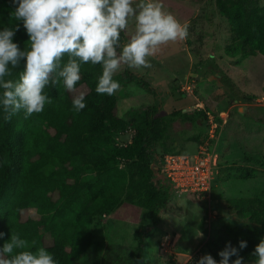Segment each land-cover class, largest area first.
Listing matches in <instances>:
<instances>
[{
    "label": "trees",
    "instance_id": "obj_1",
    "mask_svg": "<svg viewBox=\"0 0 264 264\" xmlns=\"http://www.w3.org/2000/svg\"><path fill=\"white\" fill-rule=\"evenodd\" d=\"M215 3L230 26L232 39L225 46L226 55L236 61L255 55L264 57V5L249 0ZM14 11L13 0H0V30L19 24L14 42L27 50L29 38L22 22L11 15ZM126 41L122 32L121 43ZM22 70L23 64L13 70L11 78H18ZM80 75L75 92L65 89L62 82L56 86L49 84L45 93L52 104H46L41 113L28 119L22 111L6 122L0 108V232L5 233L0 238V247L11 234H19L29 245L35 241L30 250L43 247L58 264H88L91 248L96 245L93 223L99 216L113 213L123 202L145 210L151 225L157 226L162 211L176 207L172 182L161 169L166 154L184 153L176 148L177 141L170 135L173 123L181 119L200 128L185 138L197 146L206 138L208 129L209 107L157 114L159 107L155 105L145 108L140 117H134L132 141L121 145L116 134L124 133L129 123L119 114L116 93L108 96L95 90L102 75L101 65L83 64ZM113 79L120 87L135 83L153 91L151 83L129 69ZM80 92L85 94L86 107L77 112L73 98ZM226 119L221 133L222 151H231L233 147L239 150L234 144L240 145L249 165L240 169L239 177L249 178L257 172L251 166L264 167V155L260 158L254 155L252 145L254 134H260L256 136L257 144L264 145V120L250 117L245 122L235 109L229 111ZM158 171L163 175L161 178L157 177ZM262 190L257 186L252 194L228 198L229 208L251 225L228 224L225 240L208 239L207 247L216 261H220L218 253L226 244L230 242L239 248L240 241L247 242V247L239 251L243 262L258 259L253 253L264 239V195L258 194ZM135 235L138 241L135 246L108 244L102 264H150L149 244L143 231L138 229ZM235 259L233 256L229 262Z\"/></svg>",
    "mask_w": 264,
    "mask_h": 264
},
{
    "label": "rangeland",
    "instance_id": "obj_2",
    "mask_svg": "<svg viewBox=\"0 0 264 264\" xmlns=\"http://www.w3.org/2000/svg\"><path fill=\"white\" fill-rule=\"evenodd\" d=\"M215 1L162 0L166 11L188 25V36L183 41L162 46L155 56L149 58L151 68L130 69L122 65L114 74L129 69L140 73L153 87V91H148L131 83L116 92L119 114L129 123L124 133L116 134L118 143L125 141L127 132H135L134 117H140L145 108L155 105L159 107L157 114H169L182 108L194 111L202 108L203 104L219 119V114L228 117L229 111L235 109L242 114L244 121L247 119L248 122L250 117L264 120V57L255 55L236 61L226 55L225 46L232 39L230 26L219 13ZM249 1L264 5V0ZM133 29L134 25L130 24V31ZM125 37L128 39L127 33ZM198 129L190 121L178 119L174 122L170 135L177 141L176 148L181 152L195 153L197 143L186 142L185 138ZM256 136L260 134L253 136V154L260 158L264 155V145L257 144ZM216 142L218 171L214 173V188L212 186L207 197L185 191L175 192L173 201L176 207L162 211L157 226L151 225L142 208L121 203L113 213L99 216L93 223L96 245L91 248L88 264H102L108 244L137 245L135 231L138 229L143 231L149 244L150 264H194V260L197 264L202 256L210 254L207 247L209 238L226 239L225 227L228 224L250 226L247 219L235 215L227 200L252 194L257 186L264 189V181L258 184L256 178L264 176V167L251 166L256 169V174L242 179L239 177L240 169L248 168L249 163L244 160L241 146L235 143L239 150L232 146L233 150L223 152L221 134ZM158 149L161 151L160 147ZM173 168L178 173L179 165L175 164ZM162 176L158 171L157 177ZM258 194L264 195V190Z\"/></svg>",
    "mask_w": 264,
    "mask_h": 264
},
{
    "label": "clouds",
    "instance_id": "obj_3",
    "mask_svg": "<svg viewBox=\"0 0 264 264\" xmlns=\"http://www.w3.org/2000/svg\"><path fill=\"white\" fill-rule=\"evenodd\" d=\"M13 4L11 15L22 22L29 46L24 50L14 42L19 24L0 30V108L6 122L22 111L28 119L52 104L45 93L49 84L62 82L65 89L75 92L83 64L101 65L102 75L95 90L101 95H114L120 84L113 76L122 65L151 68L149 58L162 46L188 36V25L166 11L162 0H13ZM130 24L134 25L131 31ZM122 32L128 34L123 44ZM21 64L23 70L12 79L13 70ZM84 99L83 92L74 96L75 111L86 107ZM4 236L0 232V238ZM34 245L35 241L29 245L19 234H11L0 247V264H58L45 248L30 250ZM246 247V241H240L239 248L229 242L218 253L219 264H229L233 256L236 259L232 264H243L239 251ZM253 255L258 257L256 264H264V239ZM197 264L217 261L206 254Z\"/></svg>",
    "mask_w": 264,
    "mask_h": 264
},
{
    "label": "built area",
    "instance_id": "obj_4",
    "mask_svg": "<svg viewBox=\"0 0 264 264\" xmlns=\"http://www.w3.org/2000/svg\"><path fill=\"white\" fill-rule=\"evenodd\" d=\"M203 106L202 104V108L200 109H205ZM206 112L208 118L207 136L197 146L195 153H168L161 161L162 172L170 178L174 192L181 193L185 191L200 195L203 198L207 197L211 192L214 173L218 171L216 166L219 164V154L216 151L218 142L216 141L222 133L223 125L227 117L219 114V117L223 120L222 123V121L217 120L218 117L210 110ZM127 133L130 134H126L129 136V139L125 135V141L122 143L119 142L121 145L131 142L132 136L135 134L132 130ZM175 164L179 165L178 173L173 168Z\"/></svg>",
    "mask_w": 264,
    "mask_h": 264
},
{
    "label": "crops",
    "instance_id": "obj_5",
    "mask_svg": "<svg viewBox=\"0 0 264 264\" xmlns=\"http://www.w3.org/2000/svg\"><path fill=\"white\" fill-rule=\"evenodd\" d=\"M192 67H194V66H192ZM188 109H184V111H187ZM259 174H262V171H261V173H259ZM257 178V182H258V184L260 183H262L263 181H264V176H258V177H256ZM248 179V178H247ZM213 188H214V186H213Z\"/></svg>",
    "mask_w": 264,
    "mask_h": 264
}]
</instances>
